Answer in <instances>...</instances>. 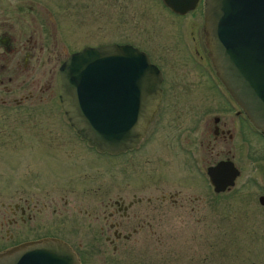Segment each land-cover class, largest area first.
Instances as JSON below:
<instances>
[{"label": "rangeland", "instance_id": "obj_1", "mask_svg": "<svg viewBox=\"0 0 264 264\" xmlns=\"http://www.w3.org/2000/svg\"><path fill=\"white\" fill-rule=\"evenodd\" d=\"M38 3L39 16L47 15L48 9L72 50L83 44L134 43L169 57L187 81L199 72L176 46L192 30L184 28V20L172 18L160 0ZM19 78L25 80L24 75ZM39 78L44 84L46 77ZM23 89L22 94H40V88L32 89L28 82ZM39 112L33 119L26 110L0 108V249L32 238L57 237L70 244L81 264H264V206L258 200L264 195V159L260 156L237 159L240 175L234 186L217 195L207 177L205 185L198 182L196 173L181 169V163L169 160V155L158 162L147 151L119 159L96 156L82 146L56 105ZM188 112L183 117L186 122L192 115ZM164 131L163 136L172 135L169 129ZM158 183L159 190L154 188ZM162 192H178L177 204L169 197L147 203L148 197ZM133 193L145 199L130 211V225L121 230H140L114 250L104 237L106 204L116 195L131 199ZM29 196L47 206L40 212L34 209V217L26 223H8L13 217L9 203Z\"/></svg>", "mask_w": 264, "mask_h": 264}, {"label": "flooded vegetation", "instance_id": "obj_2", "mask_svg": "<svg viewBox=\"0 0 264 264\" xmlns=\"http://www.w3.org/2000/svg\"><path fill=\"white\" fill-rule=\"evenodd\" d=\"M38 4V0H0V108L3 110L8 108L15 112L26 110L35 117L33 119H37L40 108L46 106L54 110L56 105L65 117L57 95L56 74L59 65L68 54L82 49L86 44H83L82 48L72 50L68 38L62 35L48 9L47 15L39 16ZM163 6L172 18L178 21L184 20V28L192 30V33H189L191 37H181L184 35L183 30H178L181 31V39L177 44L175 41L174 45L176 44L178 51H183L186 60L199 70L196 78L187 81V76L182 75L173 62H169V57L166 56L164 59L160 53V56H157L155 52L146 48L125 42L147 53L150 62L161 72L159 104L156 114L148 123L144 137L139 140L137 146L126 152L107 154L97 150L69 125L75 136L83 141L82 146L96 153V156L119 159L129 155L137 156L140 152L147 151L152 160L158 162L160 159L166 160V156L169 155V160L175 158L181 163V169H189L192 173H196L197 181L205 185L206 177L208 181L207 169L221 161L232 162L239 170L237 161L242 158L251 161L253 156H260L264 159V153H261L264 149V133L248 119L246 109L234 99L214 67L205 29V0H199L193 9L183 14L171 11L164 4ZM192 15L193 17H190ZM187 17H190L191 21ZM59 35L62 39L58 37ZM23 75L25 80L19 78ZM40 75L46 77L42 85ZM26 82L30 83L32 89L37 85L40 94H33L32 91L22 94ZM18 91L21 92L17 96L15 93ZM187 93L192 95L186 97ZM189 110L192 115L186 122L187 119L183 117L188 116ZM165 129H169L172 135L163 136ZM120 169L123 171L122 166ZM209 185L213 190L210 182ZM159 186L160 184H154L155 189L159 190ZM23 188L24 185L20 188L21 191ZM131 196V199H127L124 195H116V199H111L106 204L107 235L104 237L114 250H117L116 246L120 241H132L134 238L132 234L140 230L136 227L132 232L125 233L121 230L122 227L130 225V211L138 209L137 205L145 199L135 193ZM178 196V192L171 194L162 192L159 197L151 196L146 200L150 204L154 198L164 201L169 197L172 204H177ZM194 199L197 200L198 197L194 196ZM8 206L13 213L8 223H26L34 217V209L39 211L47 204L43 202L40 206L33 196H29V198L19 197L18 202L9 203ZM51 210L56 211L55 208ZM17 215L19 219L16 218ZM133 216L137 218L136 214ZM122 219L126 222L121 221ZM147 225L149 226L148 223ZM35 239L38 238L31 240ZM14 245H5L0 251Z\"/></svg>", "mask_w": 264, "mask_h": 264}, {"label": "water", "instance_id": "obj_3", "mask_svg": "<svg viewBox=\"0 0 264 264\" xmlns=\"http://www.w3.org/2000/svg\"><path fill=\"white\" fill-rule=\"evenodd\" d=\"M183 14L199 0H161ZM211 59L248 119L264 133V0H205ZM58 98L76 132L97 150L137 146L156 114L160 79L147 53L128 43L86 45L69 53L56 74ZM213 191L232 188L240 171L221 161L207 169ZM264 206V195L258 198ZM0 264H81L65 240L42 237L0 251Z\"/></svg>", "mask_w": 264, "mask_h": 264}]
</instances>
